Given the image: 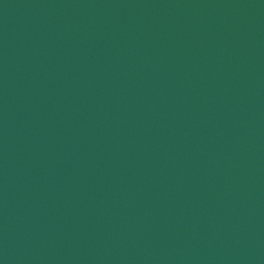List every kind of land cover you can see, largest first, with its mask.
Listing matches in <instances>:
<instances>
[{"label":"water","instance_id":"1","mask_svg":"<svg viewBox=\"0 0 264 264\" xmlns=\"http://www.w3.org/2000/svg\"><path fill=\"white\" fill-rule=\"evenodd\" d=\"M0 264H264V0H0Z\"/></svg>","mask_w":264,"mask_h":264}]
</instances>
